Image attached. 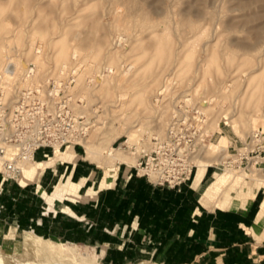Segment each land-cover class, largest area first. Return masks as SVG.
I'll return each mask as SVG.
<instances>
[{"label":"rangeland","instance_id":"obj_1","mask_svg":"<svg viewBox=\"0 0 264 264\" xmlns=\"http://www.w3.org/2000/svg\"><path fill=\"white\" fill-rule=\"evenodd\" d=\"M5 62L18 64L22 73L35 64L38 80L60 75L61 64V75L78 64L73 92L83 97L92 127L83 147L75 149L100 173L78 189L80 196L91 189L94 197L54 196L53 208L78 206L87 216L78 220L59 213L60 224L52 223L51 236L31 229L24 233L10 221L0 222V264H166L151 255L142 237L123 244L109 234L110 227L91 224L111 218V210L97 215L86 208L97 199L98 188L111 185L115 171L117 183L126 179V186L140 191L138 199L148 196L151 184L131 167L153 137L164 136L180 100L189 99L203 115L199 129L205 143L195 160L218 173L217 197L241 200L249 189H261L264 197V158L260 166L250 163L248 171L231 170L220 160L243 151L252 133H264V0H0V66ZM106 68L111 71L102 74ZM129 133L134 135L131 140ZM86 147L102 155L95 160ZM109 147L126 156L131 166L107 157ZM75 167L71 175L72 165L57 161L37 183L29 184L0 176V202L8 194L12 202V193L31 189L38 193L30 194L33 200L23 198L31 206L22 215L49 221L50 215L40 214L46 212L40 207L48 205L42 193L51 194L68 177L76 184L77 170L84 169ZM105 177L103 185L100 179ZM191 183L192 178L186 184ZM210 184H205L207 190ZM102 199L109 205L116 198L107 191ZM130 200L126 195L122 202ZM120 216L124 219L126 213L120 211ZM46 226L32 228L44 234Z\"/></svg>","mask_w":264,"mask_h":264},{"label":"crops","instance_id":"obj_2","mask_svg":"<svg viewBox=\"0 0 264 264\" xmlns=\"http://www.w3.org/2000/svg\"><path fill=\"white\" fill-rule=\"evenodd\" d=\"M72 150L74 155L71 161H57L71 164V175L75 173L77 165L84 170H77L76 184L72 183L68 177L66 182L55 187L51 194L45 193L51 197V200L47 201L44 198L48 205L40 208L46 212H39L46 216L50 215L49 221L39 216L24 217L22 215L23 213L29 214V206H31V202L28 204L23 198L28 197L33 200L30 194L37 195L38 193H33L30 189L12 193L14 196L12 202L8 201L11 198L10 194L6 201L0 202V216L2 217L0 222L10 221V226L22 229L24 233L27 229H31L32 233L51 236L52 223L56 221L57 225L60 224L58 222L60 218H57L59 213H70L75 215L78 220L85 219L87 214L79 212L78 206L77 208L63 206L62 211L52 206L54 196L70 199L75 193L79 199H82L92 198L96 195L91 189L88 190L86 196L78 194L79 187H86L90 178L100 172L94 171L93 168L86 165L85 160L77 155L75 148ZM66 151V149L64 152L55 150L51 156L54 157L56 153L64 154ZM39 152H41V156L37 157ZM49 153L50 150L47 149L38 151L35 154L34 162H48L52 158L48 155ZM57 161L47 167H52ZM52 173V177H57L56 169L52 170ZM216 174L218 173L211 167H207L200 177H198V171H195L192 175L191 185L185 184L178 189L154 187L146 179L151 184L148 186V196L140 200L138 199L140 191L126 186V179L124 183L120 180L117 183L118 174L115 171L114 181L106 188H98L97 199L86 208V211L96 210L99 215L100 211L104 213L105 210H111V218L107 220L97 218V222L91 224L100 225L104 229L110 227L111 233L109 234L116 236L123 244L133 242L136 236L142 237L145 242L144 246L146 247L148 244L151 247V255L161 258L162 262L166 264H264V197L260 198L261 189H249L247 192L243 190L244 197L241 200L229 201V197L219 198L216 194L200 199L202 192L207 190L206 187L214 181ZM63 177L67 176H60V178ZM106 178L100 179L103 185L107 182ZM206 183H208L207 186H205ZM62 187L66 190V197L57 192ZM107 191L116 198L109 205L102 199L107 195ZM250 191L253 193L252 200L245 204V196ZM0 193L3 194L2 188H0ZM126 195H129L131 199L127 204L122 202ZM120 211L126 213L124 219L121 218ZM115 212H117V218L113 217ZM42 223L47 225L46 234H40L39 231L32 228L34 225ZM36 243L40 242L36 241Z\"/></svg>","mask_w":264,"mask_h":264},{"label":"built area","instance_id":"obj_3","mask_svg":"<svg viewBox=\"0 0 264 264\" xmlns=\"http://www.w3.org/2000/svg\"><path fill=\"white\" fill-rule=\"evenodd\" d=\"M34 69L31 65L26 70V82L32 79ZM75 81L74 74L70 73L27 85L12 104H7L0 93L2 179L17 181L21 170L17 160L26 154H31L34 160L40 150L75 148L88 138L92 123L84 112L83 97L73 92ZM202 116L189 99L178 101L164 136L153 137L149 149L140 151L136 164L131 167L135 175L147 179L154 187L167 189H178L190 181L196 170L193 159L205 143L199 129ZM246 147L247 152L238 151L225 165L248 171L254 160L255 166H260L264 158V133L255 132Z\"/></svg>","mask_w":264,"mask_h":264},{"label":"bare ground","instance_id":"obj_4","mask_svg":"<svg viewBox=\"0 0 264 264\" xmlns=\"http://www.w3.org/2000/svg\"><path fill=\"white\" fill-rule=\"evenodd\" d=\"M34 72H33V77L29 82H26L27 80L25 79V73L26 71H24V73H22V69H19L18 64L13 63V62H5L0 66V93L2 94L5 102L7 104H12L20 90L22 88H24L27 85H31V84H40L44 81H46L47 79H41L38 80L37 78V68L36 65L34 64ZM69 69H67L66 74H64L65 76L68 74H74L75 78H78V72H79V66L78 64L75 62L73 63V65H71L70 67H68ZM107 71H111L109 68H106ZM40 70V69H39ZM59 74L60 75H52L50 77H55V76H61V74H63V72L65 71V65L61 64L59 69ZM41 72V71H40ZM49 77V78H50ZM94 79H90V82L93 81ZM166 131V130H165ZM257 132V131H256ZM255 133V132H254ZM252 133V135L254 134ZM251 135V136H252ZM128 140H131L133 138V134L129 133L128 135ZM250 136V137H251ZM249 137V138H250ZM248 138V139H249ZM86 140H84L81 145L83 147V144L85 143ZM124 144L128 145V142L126 141ZM122 144V145H124ZM121 145V146H122ZM247 145V143L245 144V146ZM130 146V144H129ZM201 145L198 149V156L200 155L201 149H202ZM73 149L72 147H68ZM66 148V150L68 149ZM121 148H119L118 150H120ZM249 148L245 147V149L243 151H248ZM58 150V149H55ZM87 155L89 157L94 158L95 160H98V158L102 155L98 150H91L89 148H85ZM136 150V149H135ZM116 150H114V148L109 147V150L106 154L107 157H109L112 161H117V162H122V163H127L129 166L130 162L127 161L126 156H119L118 152H115ZM141 151V150H140ZM136 152V151H135ZM10 154L14 153V151H9ZM134 153V152H133ZM74 155V152L72 150H68V152L65 154L62 153H56L54 157L50 158V160L48 162H43V163H36L34 162V160H32L31 158V154H26L24 156H22L21 158H18V165L21 167L20 170V175L17 178V181H19V183L21 184V182H23V184H28V183H35L38 182L39 177L43 171V169L47 166H51L55 161L57 160H61V161H71L72 156ZM136 155V154H134ZM195 157L193 160V163L195 162L194 166L195 168L198 167L199 171H198V177H200V175L203 173V171L205 170V166L204 165H197L198 160H195ZM120 157V158H119ZM234 158L232 155L231 156H224L222 158H220V160H222V164H226L229 158ZM253 161V160H252ZM250 162L253 166L255 165V162ZM27 164V165H26ZM26 165V166H25ZM32 167V168H29ZM230 169V168H229ZM234 168H232L231 170H233ZM236 171H244V170H238L236 169ZM26 174V177L23 178ZM216 186H217V182L216 181H212L210 184V187L208 188V190H204L200 196V199H203L205 197H208L210 195H215L216 194ZM75 189V186L73 187V190ZM58 194L62 195L64 197H66V190L64 187L58 189ZM74 192V191H73ZM252 196L253 193L250 191L246 196H245V204H248L251 200H252ZM42 197L46 198L48 201L51 200V197H49L48 195H46L44 192L42 193ZM70 199H79V196L76 195L74 193V196L70 197ZM53 204V203H52ZM245 206V205H244ZM263 210H264V204H263Z\"/></svg>","mask_w":264,"mask_h":264},{"label":"trees","instance_id":"obj_5","mask_svg":"<svg viewBox=\"0 0 264 264\" xmlns=\"http://www.w3.org/2000/svg\"><path fill=\"white\" fill-rule=\"evenodd\" d=\"M129 187V185H127Z\"/></svg>","mask_w":264,"mask_h":264}]
</instances>
